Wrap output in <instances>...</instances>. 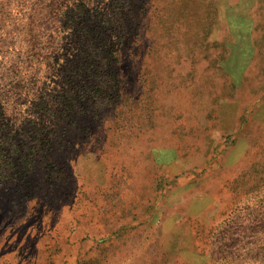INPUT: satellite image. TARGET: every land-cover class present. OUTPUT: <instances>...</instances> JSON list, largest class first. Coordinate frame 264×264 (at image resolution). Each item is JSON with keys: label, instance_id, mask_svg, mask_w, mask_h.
<instances>
[{"label": "rangeland", "instance_id": "obj_1", "mask_svg": "<svg viewBox=\"0 0 264 264\" xmlns=\"http://www.w3.org/2000/svg\"><path fill=\"white\" fill-rule=\"evenodd\" d=\"M0 264H264V0H0Z\"/></svg>", "mask_w": 264, "mask_h": 264}, {"label": "trees", "instance_id": "obj_2", "mask_svg": "<svg viewBox=\"0 0 264 264\" xmlns=\"http://www.w3.org/2000/svg\"><path fill=\"white\" fill-rule=\"evenodd\" d=\"M122 18L125 19L126 16H130V13H127L123 10L122 8ZM125 23H126V26H123V30H124V36H126V38L123 40L124 42L127 43V46H129L130 49H133L136 48L139 44V33H137V29L138 27L142 26L140 25V23L136 22L135 25H133V22H132V19L131 21L125 19ZM120 26V25H119ZM134 40V41H133ZM83 52L87 53L86 49H85V45H83ZM76 58L75 61H71L72 65L74 68L76 69H71V70H64V74H65V78L63 77V80L62 82H65L67 84L71 83V79L75 80V84L77 83H80L81 82V77H82V72L85 70L84 67H85V59L86 57H83L82 58V53ZM129 53V52H128ZM82 58V61H80V59ZM106 60H107V57H104ZM77 64V66H75ZM94 63H90L88 65L90 66H93ZM71 71V72H69ZM66 75L68 78H66ZM60 98L62 100H65V99H69V96L67 94H61ZM58 99V98H57Z\"/></svg>", "mask_w": 264, "mask_h": 264}]
</instances>
